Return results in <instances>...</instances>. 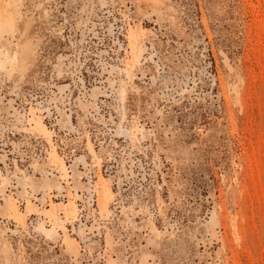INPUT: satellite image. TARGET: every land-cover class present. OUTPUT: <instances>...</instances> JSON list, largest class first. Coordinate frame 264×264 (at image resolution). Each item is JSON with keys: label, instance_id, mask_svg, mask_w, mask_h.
<instances>
[{"label": "rangeland", "instance_id": "rangeland-1", "mask_svg": "<svg viewBox=\"0 0 264 264\" xmlns=\"http://www.w3.org/2000/svg\"><path fill=\"white\" fill-rule=\"evenodd\" d=\"M0 59V264H264V0H0Z\"/></svg>", "mask_w": 264, "mask_h": 264}, {"label": "built area", "instance_id": "built-area-1", "mask_svg": "<svg viewBox=\"0 0 264 264\" xmlns=\"http://www.w3.org/2000/svg\"><path fill=\"white\" fill-rule=\"evenodd\" d=\"M57 139V138H56ZM57 140L54 141V143H56ZM52 144V147L55 148V149H59V142L57 141V145L56 144ZM57 151V150H56ZM58 152V151H57ZM49 175L50 176H53L55 178H58V181L61 182V187L62 189H56V190H53L51 193H50V197L52 199H55V200H59V199H63V200H66L67 198H69L68 196V187H67V182L70 181L71 179L69 178H72V175H69V177L67 176L66 174V178L63 179V176L61 175V173L59 172V170H57L56 168H50V171H48ZM68 173H70V171H68ZM92 175V173H91ZM68 177V179H67ZM88 184L87 188H86V191H78V192H75L76 195H77V203H78V208H79V215H78V219L79 220H82V218L84 217V210H85V207H86V202H90L92 205H95L96 204V198H97V194H96V191H95V183L93 181V178L91 176V178L88 180ZM74 193V191L72 192ZM22 201L24 200L25 201V198H21L19 197ZM89 203V204H90Z\"/></svg>", "mask_w": 264, "mask_h": 264}, {"label": "bare ground", "instance_id": "bare-ground-1", "mask_svg": "<svg viewBox=\"0 0 264 264\" xmlns=\"http://www.w3.org/2000/svg\"><path fill=\"white\" fill-rule=\"evenodd\" d=\"M136 45V42H135V40L133 39V41H132V46L134 47ZM140 52L142 53L143 52V50H140ZM1 63H2V60L0 59V65H1ZM38 131H39V133L41 134V135H43L45 138H49L51 135L49 134V131L45 128V127H40V128H38ZM50 140V139H49ZM56 151H54L53 153H55ZM51 159H52V161L51 162H54L55 164H57V165H59L60 166V164H58L57 162H58V159L56 158V154H52L51 155ZM54 163H53V165H54ZM52 164V163H51ZM61 170H62V168H61ZM65 172V171H64ZM51 180H52V178H46L43 182H41L40 183V186H42V185H47L48 184V186H46L45 187V189L46 188H48L49 186H50V184H51ZM55 182V181H54ZM56 183V182H55ZM44 189V190H45ZM111 198H112V196L111 195H108L107 196V198H106V201H110L111 200ZM7 205H8V209H11V210H13L14 208L12 207V206H10L8 203H7ZM64 214H65V217L68 219V220H71V219H75L76 218V215L75 214H72V213H70L69 211H67V210H65L64 212H63ZM62 213V214H63ZM15 219L20 223V221H19V219L17 218V217H15ZM53 224V228L52 229H48L47 228V226H45V223L43 222V223H41L40 224V226H39V229L43 232V233H45L47 236H49V237H52L53 236V234H54V232H55V225H54V223H52Z\"/></svg>", "mask_w": 264, "mask_h": 264}, {"label": "snow or ice", "instance_id": "snow-or-ice-1", "mask_svg": "<svg viewBox=\"0 0 264 264\" xmlns=\"http://www.w3.org/2000/svg\"><path fill=\"white\" fill-rule=\"evenodd\" d=\"M21 28H23V30L26 32V33H29L30 31H35V29H33L31 27V24L29 23L28 25H20ZM26 72L28 71V69L25 70ZM24 77V73H21L17 79L18 80H22ZM30 78V77H29ZM11 79V78H10Z\"/></svg>", "mask_w": 264, "mask_h": 264}]
</instances>
